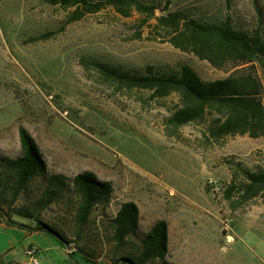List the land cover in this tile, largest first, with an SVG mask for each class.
I'll list each match as a JSON object with an SVG mask.
<instances>
[{"label": "rangeland", "instance_id": "obj_1", "mask_svg": "<svg viewBox=\"0 0 264 264\" xmlns=\"http://www.w3.org/2000/svg\"><path fill=\"white\" fill-rule=\"evenodd\" d=\"M146 1L158 15L179 11L211 23L230 18L238 29H259L264 38V0ZM142 18L109 7L69 22L68 11L45 0H0V156L22 155L19 129L25 127L50 172L72 178L91 171L113 185L109 202L95 209L81 239L73 195L34 218L13 213L19 225L0 223V264H29V247L38 250L39 264H112L103 251L111 238L109 219L128 201L140 209L141 233L159 220L168 222L167 259L174 264H264V194L236 207L225 197L236 174L242 180V169L264 170V135L212 141L208 115L169 136L166 120L178 94L154 97L150 90L120 87L94 65L128 74L148 66L168 74L188 65L206 81L234 71L156 37L142 27ZM0 179H7L1 166ZM43 191V181L35 180L14 210L36 209ZM38 218L69 242L37 230ZM132 240L140 244L139 236Z\"/></svg>", "mask_w": 264, "mask_h": 264}, {"label": "trees", "instance_id": "obj_2", "mask_svg": "<svg viewBox=\"0 0 264 264\" xmlns=\"http://www.w3.org/2000/svg\"><path fill=\"white\" fill-rule=\"evenodd\" d=\"M59 5L69 12V22L82 19L88 14L98 13L109 7L124 17L136 13L142 16V27L146 26L156 37L170 42L185 52H191L207 60L218 69L233 70L227 77L206 81L188 65L168 74L158 73L148 66L141 74H128L105 64L95 63L100 73L116 82L120 87L150 90L154 97L178 94L179 103L166 120V133L176 136L180 127L200 122L211 115L208 139L220 141L230 135H264V38L259 29L240 30L227 18L220 23H211L184 17L179 11L158 15L157 6L146 0H45ZM22 155L17 158L0 156V166L5 169L7 179H0V223L19 225L12 214L37 217L47 206L68 199L73 195L75 223L81 239L90 224L95 209L109 202L113 193L112 182L101 180L94 172L85 171L68 177L52 173L41 149L25 128L19 129ZM225 190V197L233 207L246 203L264 194V170L242 169ZM37 179L44 183L42 197L37 208L14 210L15 200ZM2 187V188H1ZM8 192V197L5 196ZM238 199L234 200L235 196ZM7 206L5 210L4 206ZM111 238L103 251L112 264H174L168 261L169 224L159 220L147 233L140 232V209L133 201L124 202L116 215L109 219ZM31 230L33 228H30ZM37 230H43L69 242L54 227L37 219ZM139 236V243L132 240ZM83 257L95 263L96 258L84 247H79Z\"/></svg>", "mask_w": 264, "mask_h": 264}, {"label": "built area", "instance_id": "obj_3", "mask_svg": "<svg viewBox=\"0 0 264 264\" xmlns=\"http://www.w3.org/2000/svg\"><path fill=\"white\" fill-rule=\"evenodd\" d=\"M37 249L35 247H29L26 250L27 255L29 256V264H39V259L37 257Z\"/></svg>", "mask_w": 264, "mask_h": 264}, {"label": "crops", "instance_id": "obj_4", "mask_svg": "<svg viewBox=\"0 0 264 264\" xmlns=\"http://www.w3.org/2000/svg\"><path fill=\"white\" fill-rule=\"evenodd\" d=\"M2 224V223H1ZM5 225V224H4Z\"/></svg>", "mask_w": 264, "mask_h": 264}]
</instances>
